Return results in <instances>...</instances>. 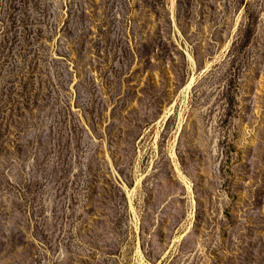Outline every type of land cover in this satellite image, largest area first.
<instances>
[{
    "label": "rangeland",
    "instance_id": "1",
    "mask_svg": "<svg viewBox=\"0 0 264 264\" xmlns=\"http://www.w3.org/2000/svg\"><path fill=\"white\" fill-rule=\"evenodd\" d=\"M0 264H264V0H0Z\"/></svg>",
    "mask_w": 264,
    "mask_h": 264
},
{
    "label": "water",
    "instance_id": "2",
    "mask_svg": "<svg viewBox=\"0 0 264 264\" xmlns=\"http://www.w3.org/2000/svg\"><path fill=\"white\" fill-rule=\"evenodd\" d=\"M152 194H154V197L157 199H160L161 197L165 196L168 194V191L165 190L164 188H159L156 191H152Z\"/></svg>",
    "mask_w": 264,
    "mask_h": 264
},
{
    "label": "bare ground",
    "instance_id": "3",
    "mask_svg": "<svg viewBox=\"0 0 264 264\" xmlns=\"http://www.w3.org/2000/svg\"><path fill=\"white\" fill-rule=\"evenodd\" d=\"M193 81H194V77L191 79V81L190 82H188L187 83V85L185 86V89L187 90V89H190L191 88V86H192V84H193ZM184 89V90H185ZM185 90V91H186ZM167 112H169V110L167 111ZM139 182V180H137V183Z\"/></svg>",
    "mask_w": 264,
    "mask_h": 264
}]
</instances>
